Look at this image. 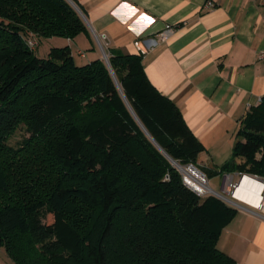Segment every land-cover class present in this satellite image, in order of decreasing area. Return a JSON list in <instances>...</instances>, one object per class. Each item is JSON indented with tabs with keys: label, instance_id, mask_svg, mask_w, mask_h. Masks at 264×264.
Listing matches in <instances>:
<instances>
[{
	"label": "trees",
	"instance_id": "obj_1",
	"mask_svg": "<svg viewBox=\"0 0 264 264\" xmlns=\"http://www.w3.org/2000/svg\"><path fill=\"white\" fill-rule=\"evenodd\" d=\"M81 32L68 0H0V246L11 264H235L218 240L238 209L184 182L105 61L79 65L69 46L39 57L29 44ZM109 59L156 142L197 166L205 147L142 55ZM21 126L27 136L9 144ZM234 171L264 177V96L207 174Z\"/></svg>",
	"mask_w": 264,
	"mask_h": 264
},
{
	"label": "crops",
	"instance_id": "obj_2",
	"mask_svg": "<svg viewBox=\"0 0 264 264\" xmlns=\"http://www.w3.org/2000/svg\"><path fill=\"white\" fill-rule=\"evenodd\" d=\"M76 1L88 32L61 41L55 39L58 36L49 39L59 41L54 45L69 46L79 65L103 59L96 35H106L103 44L109 56L139 54L137 39H157L167 23L177 25L167 41L152 42L155 47L142 54L145 73L178 105L204 145L197 162H205L204 154L218 158L210 162L214 167L225 163L232 155L241 119L264 96L261 0H214L212 8L205 6L207 0ZM74 51L84 62H77ZM226 173L210 178H222L223 188ZM218 248L234 263L264 264V210L238 209L222 229Z\"/></svg>",
	"mask_w": 264,
	"mask_h": 264
},
{
	"label": "built area",
	"instance_id": "obj_3",
	"mask_svg": "<svg viewBox=\"0 0 264 264\" xmlns=\"http://www.w3.org/2000/svg\"><path fill=\"white\" fill-rule=\"evenodd\" d=\"M262 7H263V17H264V0H261ZM205 6L207 8H212L216 6V2L214 0H207L205 3ZM177 25L167 23L165 27L160 31L159 37L157 39H143L139 38L135 41V46L139 54H145L151 49H153L155 46L152 42L159 43L163 41H167L176 31ZM97 42L103 52V59L105 62H107V59L110 58V56L106 53L104 49V40L106 39V35H96ZM29 44L31 47L35 48L37 45L36 40H29ZM80 54H83L80 52ZM180 164V163H179ZM181 166L187 167L188 169L195 172L196 175H188L186 174ZM177 169L181 172L183 176L184 182L196 193H198L202 197H206L209 195L216 196L227 203H229L230 206L237 208V209H247V210H264V177L254 174H246V173H234V172H228L225 174L224 178V184L222 191H216L212 186H210V177L208 174L200 169L198 166H196L193 163L187 164V165H181L177 166ZM249 175L252 177V179H255L258 181L261 186V192H260V202L258 204H252L245 200H243L241 197L237 196V190L238 187L241 185L243 178ZM235 264H242V263H235Z\"/></svg>",
	"mask_w": 264,
	"mask_h": 264
},
{
	"label": "rangeland",
	"instance_id": "obj_4",
	"mask_svg": "<svg viewBox=\"0 0 264 264\" xmlns=\"http://www.w3.org/2000/svg\"><path fill=\"white\" fill-rule=\"evenodd\" d=\"M55 39H60L59 41L65 39L64 37H58V38H55ZM51 40L49 38H43L42 40H37V45L35 47V53L37 56L39 57H47L49 55V51L52 47H61V46H65V45H54V44H58V40ZM104 49L106 51L107 54H109V52L107 51V48H105L104 46ZM75 50V49H74ZM75 54H76V60L77 62H84V59L83 58H80V55L77 54L76 51H74ZM106 63V62H105ZM146 133V132H145ZM147 134V133H146ZM25 136H27V133L25 132V126H21L17 132L10 138L9 140V144L11 145H17L18 141H21V139H23ZM150 138V137H149ZM201 159H203L205 162H197V166L204 170L206 173L209 174V170L210 169H216V168H219V167H214L210 164V162H212V160H215L214 162H218V158L217 157H212V156H206V155H202L201 156ZM170 160V159H169ZM171 161V160H170ZM172 162V161H171ZM217 164H220V163H217ZM216 166V165H215ZM220 180H222V178H210V186H212L216 191H222V188H221V182ZM220 199V198H219ZM222 200V199H221ZM224 203H226L228 206L229 203H227L226 201L222 200ZM232 207V206H230ZM0 263L1 264H11L12 263V260L11 258L8 256L6 250L4 247L0 246Z\"/></svg>",
	"mask_w": 264,
	"mask_h": 264
},
{
	"label": "bare ground",
	"instance_id": "obj_5",
	"mask_svg": "<svg viewBox=\"0 0 264 264\" xmlns=\"http://www.w3.org/2000/svg\"><path fill=\"white\" fill-rule=\"evenodd\" d=\"M183 171L192 176L196 175V171L193 172L188 169L187 167L181 166ZM261 184L256 181L255 179H252L251 176L246 175L241 185L238 187V190L236 191L237 196L241 197L243 200L252 203V204H258L260 202V192H261Z\"/></svg>",
	"mask_w": 264,
	"mask_h": 264
},
{
	"label": "water",
	"instance_id": "obj_6",
	"mask_svg": "<svg viewBox=\"0 0 264 264\" xmlns=\"http://www.w3.org/2000/svg\"><path fill=\"white\" fill-rule=\"evenodd\" d=\"M75 8L76 10L79 12V14L83 17V19L86 21V17L84 15V13L82 12V10L80 9V7L77 5V3L74 1V0H68ZM106 65L108 66L109 70L111 71L115 81H116V84L118 86V89L120 91V94L121 96L123 97L125 103L127 104L130 112L132 113V115L134 116V118L138 121V123L140 124V126L142 127V129L147 133V135L150 137V139L160 148V150L172 161V163L177 167V166H180V164L175 160L173 159L157 142L156 140L153 138V136L148 132V130L146 129V127L143 125V123L140 121V119L138 118V116L136 115V113L134 112L132 106L130 105L128 99L126 98L125 94H124V91L122 90L118 80H117V77L116 75L114 74V71H113V68L111 66V63H110V59H107V62H106Z\"/></svg>",
	"mask_w": 264,
	"mask_h": 264
},
{
	"label": "snow or ice",
	"instance_id": "obj_7",
	"mask_svg": "<svg viewBox=\"0 0 264 264\" xmlns=\"http://www.w3.org/2000/svg\"><path fill=\"white\" fill-rule=\"evenodd\" d=\"M144 19H150V18L144 17Z\"/></svg>",
	"mask_w": 264,
	"mask_h": 264
}]
</instances>
